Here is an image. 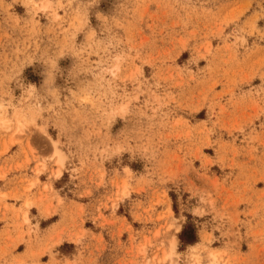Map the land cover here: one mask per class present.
I'll return each mask as SVG.
<instances>
[{
  "label": "rangeland",
  "instance_id": "rangeland-1",
  "mask_svg": "<svg viewBox=\"0 0 264 264\" xmlns=\"http://www.w3.org/2000/svg\"><path fill=\"white\" fill-rule=\"evenodd\" d=\"M0 183V264H264V0H0Z\"/></svg>",
  "mask_w": 264,
  "mask_h": 264
},
{
  "label": "crops",
  "instance_id": "crops-1",
  "mask_svg": "<svg viewBox=\"0 0 264 264\" xmlns=\"http://www.w3.org/2000/svg\"><path fill=\"white\" fill-rule=\"evenodd\" d=\"M9 178V177H8ZM41 180V179H40ZM41 181H45V180H41ZM57 181V180H55ZM53 180H51L52 184H54ZM2 183H0V189H1V185ZM6 202L9 203V204H12L13 201H12V198L11 197H7L6 199ZM31 211V209L29 210V212ZM2 210L0 209V233L6 228V225H8V229H12V226L11 223H12V220L13 218H11V211L7 213L6 216H2ZM33 220V219H31ZM58 221H55L54 223H52L48 228L51 229V227H53V225H55Z\"/></svg>",
  "mask_w": 264,
  "mask_h": 264
},
{
  "label": "trees",
  "instance_id": "trees-1",
  "mask_svg": "<svg viewBox=\"0 0 264 264\" xmlns=\"http://www.w3.org/2000/svg\"><path fill=\"white\" fill-rule=\"evenodd\" d=\"M179 239L182 243L191 244L196 242L195 229L193 224L187 223L179 233Z\"/></svg>",
  "mask_w": 264,
  "mask_h": 264
},
{
  "label": "bare ground",
  "instance_id": "bare-ground-1",
  "mask_svg": "<svg viewBox=\"0 0 264 264\" xmlns=\"http://www.w3.org/2000/svg\"><path fill=\"white\" fill-rule=\"evenodd\" d=\"M46 6V5H44ZM58 173V171L56 172ZM170 211V210H169ZM196 246V245H193V247ZM209 256V259L214 263L216 261V259L218 260L217 256H218V253L216 251H209V253L207 254ZM206 256V255H205ZM212 263V264H213Z\"/></svg>",
  "mask_w": 264,
  "mask_h": 264
}]
</instances>
